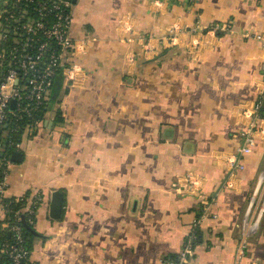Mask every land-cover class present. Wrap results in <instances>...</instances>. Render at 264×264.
<instances>
[{"label": "crops", "instance_id": "1", "mask_svg": "<svg viewBox=\"0 0 264 264\" xmlns=\"http://www.w3.org/2000/svg\"><path fill=\"white\" fill-rule=\"evenodd\" d=\"M71 12L70 36L88 39L69 57L80 83L61 84L17 148L2 143L21 152L5 197L41 195L30 264H162L202 213L176 192L189 174L209 204L188 264H264V114L241 167L228 163L264 73V0H72Z\"/></svg>", "mask_w": 264, "mask_h": 264}, {"label": "built area", "instance_id": "2", "mask_svg": "<svg viewBox=\"0 0 264 264\" xmlns=\"http://www.w3.org/2000/svg\"><path fill=\"white\" fill-rule=\"evenodd\" d=\"M21 1L32 4L36 17L26 20L20 27L13 29L12 35L15 41L20 34L25 36V40L20 47L14 46L10 49L8 58L5 56V48H0V212L4 214L8 210V205L3 202V198L8 186L10 160L2 151V143H5L7 147H13L9 133L13 132L15 127H12L11 124L14 121L27 119L28 124L25 128H33L32 126L39 122L40 119L35 115L48 100L57 73L60 72L62 75V84L65 83L70 87L78 85L80 83L79 74L83 70L76 60H70L69 57H82L88 48L87 38L73 40L70 36L72 12L69 0H13L14 5H19ZM49 13H51L50 17ZM230 28L228 22L204 27L207 32L215 34L218 31H231ZM7 37V33L1 32L0 42L6 41ZM261 43L264 46V34L261 37ZM33 44L37 45L35 53H31V50L28 51L33 47ZM49 48L50 52L45 59H42ZM262 68L264 71V65ZM13 100L15 103L11 106ZM263 114L264 73L255 99L241 110V116L245 122L239 133L240 145L232 153L233 158L228 160L232 169L240 168V157L252 151L257 136L262 132ZM17 145L18 143L15 144V148ZM197 179L189 174L186 177L185 185L182 188H177L176 192L195 197L202 205V213L193 218L179 252L173 258L163 259L162 264L189 263V256L195 247L196 233L206 212L203 206L206 207L209 204ZM258 180L264 183V169L260 172ZM22 199L24 198L16 200ZM40 202L41 195L38 192L26 197L23 209L28 223L33 222L36 208ZM248 211L245 215L248 214ZM263 213L264 200L258 209L257 216L259 217ZM258 217L250 223L245 218L242 229L244 235L256 230ZM9 230L13 233L14 239L12 242L0 241V257L5 255L9 257V264H30L29 251L23 246L21 227L13 224ZM242 256L243 248L239 245L236 257L239 259Z\"/></svg>", "mask_w": 264, "mask_h": 264}, {"label": "trees", "instance_id": "3", "mask_svg": "<svg viewBox=\"0 0 264 264\" xmlns=\"http://www.w3.org/2000/svg\"><path fill=\"white\" fill-rule=\"evenodd\" d=\"M25 2V1H24ZM21 1L19 5H14L13 0H0V32L7 33L8 37L7 40L4 42H0V48L4 47L6 51V58L9 57V51L12 47H20L24 40L25 36L20 34L16 41L13 39V29L20 27L22 23H24L26 20L35 18L36 13L35 10L32 9V4H27ZM69 2L72 4V0H69ZM51 16V13H49V17ZM18 32V31H17ZM31 50V53H35L37 50V45L33 44V47L29 49ZM50 52V48L47 50L46 55L42 58L45 59L48 53ZM81 65V62L78 61ZM82 66V65H81ZM58 74H61L60 72L56 74L54 81ZM54 81L51 86L50 95L48 97V100L44 104L43 108L38 110L36 113V117L41 119L43 117V113L45 110V107L48 106V104H52L56 101V95L59 92V88L54 87ZM63 118L58 113L57 115V121H62ZM28 124V120H19L14 121L11 126L15 127L13 132L9 133V138L13 141V147L7 149V151H11V149H15V144L19 143L21 140L22 133L25 129V126ZM24 195L22 200H16V197H4L3 202L7 203L8 210L3 215V219H0V241L7 240L9 242H12L14 239L13 233L9 230V227L13 224L19 225L22 230L23 235V246L30 252L31 248V241L33 238V230H34V223L36 220L35 214L33 217V222L30 224L27 222V217L25 215V211L23 209L24 201L26 200V197L28 196ZM38 208V207H37ZM36 208V209H37ZM17 212V213H16ZM36 212V211H35ZM196 239H195V245L198 243L199 240V231L197 230L196 233ZM174 257V256H173ZM171 257V258H173ZM30 262V261H29ZM0 263L1 264H9L10 258L5 256L0 257Z\"/></svg>", "mask_w": 264, "mask_h": 264}, {"label": "water", "instance_id": "4", "mask_svg": "<svg viewBox=\"0 0 264 264\" xmlns=\"http://www.w3.org/2000/svg\"><path fill=\"white\" fill-rule=\"evenodd\" d=\"M75 1V0H73ZM62 84V75L58 74L54 81V87L59 88ZM14 100L11 101V106L14 105ZM9 159L11 161H21V152L20 151H12ZM63 205V196L60 191H53L51 193L50 203H49V216L51 218H58L61 214Z\"/></svg>", "mask_w": 264, "mask_h": 264}, {"label": "rangeland", "instance_id": "5", "mask_svg": "<svg viewBox=\"0 0 264 264\" xmlns=\"http://www.w3.org/2000/svg\"><path fill=\"white\" fill-rule=\"evenodd\" d=\"M0 36H1V32H0ZM264 169V168H263Z\"/></svg>", "mask_w": 264, "mask_h": 264}]
</instances>
